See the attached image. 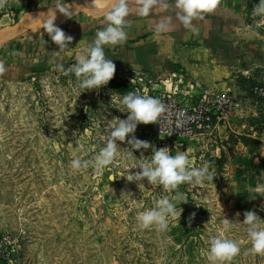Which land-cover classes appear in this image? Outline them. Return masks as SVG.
<instances>
[{
  "label": "rangeland",
  "instance_id": "374dc122",
  "mask_svg": "<svg viewBox=\"0 0 264 264\" xmlns=\"http://www.w3.org/2000/svg\"><path fill=\"white\" fill-rule=\"evenodd\" d=\"M94 1L80 0L79 5ZM258 2L247 1L248 25L238 33L256 48L245 57L246 71L237 74L252 75L256 68L264 73V24L258 26L264 17L252 16ZM56 3L27 0V7L20 10L7 2L0 9V15L4 13L0 34L34 9ZM51 44L37 26L0 37V61L7 69L0 75V232L8 230L19 237L15 256L0 258V264H211L209 241L223 230L224 218L233 222L225 236L240 244V254L230 264H264V255L248 251L251 243L242 223L248 210L264 220V194L249 191L264 184V133L248 124L259 104L248 96L245 86L233 78L227 82L229 89L209 88L224 93L227 104L212 114L208 127L189 136H175L169 128V96L199 99L201 92L183 94L152 87L140 74L120 70H115L107 85L82 89L73 73L66 74L76 63V55L65 51L54 55L56 46ZM61 63L65 71L56 68ZM129 92L158 98L165 113L154 124H138L125 142L117 141L120 155L102 175L96 174L91 163L86 169L73 170L74 156L92 161L104 146L114 117L127 118L120 100ZM211 95L205 97L207 105ZM241 134L249 135L246 143ZM132 135L157 149L168 147L171 155L186 151L190 166L208 163L215 176L212 182L179 186L187 203L176 204L181 216L170 219L167 231L138 227L139 212L175 192H166L146 179L127 181V173L140 171L132 167L152 155L151 148L132 149L127 143ZM129 150L134 158H129Z\"/></svg>",
  "mask_w": 264,
  "mask_h": 264
},
{
  "label": "clouds",
  "instance_id": "9594fccd",
  "mask_svg": "<svg viewBox=\"0 0 264 264\" xmlns=\"http://www.w3.org/2000/svg\"><path fill=\"white\" fill-rule=\"evenodd\" d=\"M220 3L221 0H174V4L170 3L169 0H136V4L139 5L137 15L147 17L154 7H159L163 11L174 8L176 18L185 28H192L193 31H195L193 20L203 19L204 14L212 13ZM6 4L7 0H0V9ZM57 11L65 17L70 16L66 5L57 0L54 8L48 9L46 14H39L44 17L39 23L43 31L59 49H67L73 37L55 25ZM103 14L106 26L97 31L93 42L77 53L76 63L66 70V74L73 73L80 80V88L82 89H99L108 84L114 77L116 67L112 60L106 58L104 46L123 44L127 40L125 28L128 25L126 18L129 16L128 0H106ZM252 16L264 17V0H259L254 5ZM171 19V16H166L161 20L156 28L157 34L168 30ZM260 24H264V19L258 22V26ZM56 68L65 71L63 63L56 65ZM6 71L4 62L0 61V75ZM120 103L127 110V118L114 117L110 131L108 130V134L104 138V146L100 148L92 161L82 160L79 156H74L70 164L73 170L86 169L90 163L97 175H102L106 169L110 170L109 166L120 155L117 141L125 142L126 137L135 132L138 124H154L166 111L161 100L141 95L138 92L127 93L122 97ZM127 143L134 150L152 149L150 159L145 158L132 167H138L139 172L127 173V181L140 182L146 179L151 185L162 186L166 192H175L174 196H163L154 202V207L139 212L136 216L138 227L150 229L154 226L158 231H167L169 230L170 219L176 220L181 216L182 209L177 211L176 204L187 203L186 196L178 191L179 186L184 183L199 185L205 180L212 182L215 176L209 171L208 163L201 167L190 166L189 154L186 151L171 155L168 147L157 149L150 142L137 139L134 135L127 140ZM128 156L129 158L135 157L131 150H129ZM121 175L123 176V174ZM109 179L114 180L115 177H109ZM249 191L264 194V184H258L255 189H249ZM249 199H253L251 195ZM238 215L240 214L237 213ZM243 216L242 223L247 226L246 230L251 243V248L248 251L257 255H264V227H261L264 220H261L252 210L245 211ZM222 224L223 230L220 231L219 235L211 237L209 241L207 259L211 264H230L240 254V244L225 236V231L233 226V222L224 218Z\"/></svg>",
  "mask_w": 264,
  "mask_h": 264
},
{
  "label": "crops",
  "instance_id": "0c3cea01",
  "mask_svg": "<svg viewBox=\"0 0 264 264\" xmlns=\"http://www.w3.org/2000/svg\"><path fill=\"white\" fill-rule=\"evenodd\" d=\"M247 1L221 0L212 13L204 14L203 19L193 20V31L192 28H185L176 18L174 8L163 11L154 7L149 16L142 17L137 15L139 5L136 0H128L129 16L126 18L128 25L125 28L127 40L123 44L105 45V56L112 60L116 70L132 76L140 74L150 81L152 87L181 91L183 94H193L209 88L229 89L228 80L237 78L235 71H246L245 63L243 64L245 57L256 48L238 37L239 31L248 25L245 17ZM7 2L9 6L21 8L20 10L27 7V0ZM169 2L174 4V0ZM64 4L70 16L65 17L57 11L54 23L72 36L73 40L67 49H59L52 42L51 45L56 46L53 53L56 55L65 51L77 55L93 42L97 31L106 26L103 14L105 3L97 5L88 2L80 6V0H77L72 5ZM55 6L53 4L27 13L24 19L17 22L25 23V26L17 31L28 30L26 25L31 19L43 18L36 16L37 14L32 16L36 11ZM3 14L1 13L0 19ZM6 15L10 17L9 12ZM166 16L172 17L169 28L157 34V25ZM6 33L5 31L3 37H6ZM230 71L233 72L231 77Z\"/></svg>",
  "mask_w": 264,
  "mask_h": 264
},
{
  "label": "built area",
  "instance_id": "2783aa9c",
  "mask_svg": "<svg viewBox=\"0 0 264 264\" xmlns=\"http://www.w3.org/2000/svg\"><path fill=\"white\" fill-rule=\"evenodd\" d=\"M140 76V75H139ZM141 77V76H140ZM143 77V76H142ZM146 79V77H143ZM199 99L192 96H169L170 105V133L175 136H189L196 130L206 128L211 123L213 113L218 112L222 105H226L229 98L222 92L210 90L201 91ZM211 95V104L207 105L206 95ZM183 113V115H181ZM19 247V237L16 233L5 230L0 232V258L10 259L15 256Z\"/></svg>",
  "mask_w": 264,
  "mask_h": 264
},
{
  "label": "trees",
  "instance_id": "16d2710c",
  "mask_svg": "<svg viewBox=\"0 0 264 264\" xmlns=\"http://www.w3.org/2000/svg\"><path fill=\"white\" fill-rule=\"evenodd\" d=\"M237 79L245 86L248 96L259 104L257 115L250 116L248 124L257 132L264 133V73L260 74V68H256L252 75L239 73ZM258 124H261V126H257ZM241 138L246 143L249 140V135L241 134Z\"/></svg>",
  "mask_w": 264,
  "mask_h": 264
},
{
  "label": "water",
  "instance_id": "95a60500",
  "mask_svg": "<svg viewBox=\"0 0 264 264\" xmlns=\"http://www.w3.org/2000/svg\"><path fill=\"white\" fill-rule=\"evenodd\" d=\"M77 0H72L68 3V5H72L74 2H76ZM36 12H39V11H36ZM35 12V13H36ZM44 18H40V19H31V22H29L27 25H26V28H29V27H32V26H40V23L39 21L42 20ZM25 26V23H17L14 25V27H12V29H10V31H13L14 29L18 30V29H21ZM9 28V27H8ZM11 28V27H10ZM14 28V29H13ZM1 29H5V28H1ZM14 30V31H15ZM6 32H9V31H6Z\"/></svg>",
  "mask_w": 264,
  "mask_h": 264
},
{
  "label": "bare ground",
  "instance_id": "6f19581e",
  "mask_svg": "<svg viewBox=\"0 0 264 264\" xmlns=\"http://www.w3.org/2000/svg\"><path fill=\"white\" fill-rule=\"evenodd\" d=\"M96 1H101V2H104V3H106V0H95L94 2H96ZM44 18V17H43ZM40 19V18H39ZM12 32H14V31H9V32H7L6 34L7 35H9V34H11ZM4 34L2 33V34H0V37H2ZM6 35V36H7Z\"/></svg>",
  "mask_w": 264,
  "mask_h": 264
}]
</instances>
